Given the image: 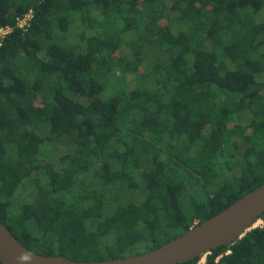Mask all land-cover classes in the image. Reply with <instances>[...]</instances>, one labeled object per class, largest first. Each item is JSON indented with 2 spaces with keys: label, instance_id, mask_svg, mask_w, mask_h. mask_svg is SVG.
<instances>
[{
  "label": "trees",
  "instance_id": "1",
  "mask_svg": "<svg viewBox=\"0 0 264 264\" xmlns=\"http://www.w3.org/2000/svg\"><path fill=\"white\" fill-rule=\"evenodd\" d=\"M29 9L0 41V222L22 245L139 254L264 181V0H0V24ZM63 138L69 152L39 159ZM259 218L177 264H264Z\"/></svg>",
  "mask_w": 264,
  "mask_h": 264
},
{
  "label": "water",
  "instance_id": "2",
  "mask_svg": "<svg viewBox=\"0 0 264 264\" xmlns=\"http://www.w3.org/2000/svg\"><path fill=\"white\" fill-rule=\"evenodd\" d=\"M264 212V181L217 214L190 227L181 235L148 251L106 260H74L63 255H44L22 245L0 222V262L2 264H177L199 254L232 244L255 227Z\"/></svg>",
  "mask_w": 264,
  "mask_h": 264
},
{
  "label": "rangeland",
  "instance_id": "3",
  "mask_svg": "<svg viewBox=\"0 0 264 264\" xmlns=\"http://www.w3.org/2000/svg\"><path fill=\"white\" fill-rule=\"evenodd\" d=\"M70 37L75 38L72 34ZM145 50L149 54L150 58L148 57V59L145 60L146 66L144 65V71L146 70V67L150 68V66L156 60L155 57H157L156 56L157 49L155 47H151V45H149L145 48ZM120 52L122 53V55H126L128 53L127 49L124 47L120 49ZM111 76L112 77L115 76L113 71H112ZM127 80L129 81L128 85L131 86V85L138 84L140 79H136L134 77L128 76ZM244 116L245 115L242 116V121L243 123H246V119L248 120L249 116L246 115V118ZM249 132H250V129L247 128L246 133H249ZM41 133L43 134L44 131L41 130ZM70 148L72 147H71L69 138H63L62 140L58 142H54V143L45 142L40 147L39 159H41L42 161H55L58 156L66 152H69ZM234 172L236 173L235 168L231 170L226 169L219 175V179H223ZM33 177H35V174L33 175ZM34 194H35V189H34L33 183L31 179H27L23 183L22 190L16 196L15 202L18 204L30 202L33 200ZM261 224H263V220L259 218L254 222L253 226H257ZM204 261H205V254H203V256L198 260L196 264H204Z\"/></svg>",
  "mask_w": 264,
  "mask_h": 264
},
{
  "label": "built area",
  "instance_id": "4",
  "mask_svg": "<svg viewBox=\"0 0 264 264\" xmlns=\"http://www.w3.org/2000/svg\"><path fill=\"white\" fill-rule=\"evenodd\" d=\"M31 18H32V11L31 9H29L25 13L21 15H16L14 17V25L0 24V41L12 31L13 26L23 28V29L27 28Z\"/></svg>",
  "mask_w": 264,
  "mask_h": 264
}]
</instances>
